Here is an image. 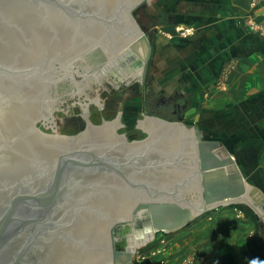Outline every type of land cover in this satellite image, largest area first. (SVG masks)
I'll use <instances>...</instances> for the list:
<instances>
[{"label": "water", "instance_id": "1", "mask_svg": "<svg viewBox=\"0 0 264 264\" xmlns=\"http://www.w3.org/2000/svg\"><path fill=\"white\" fill-rule=\"evenodd\" d=\"M141 1L0 0V106L15 100L17 109L15 128L2 132L0 123V264H135L129 241L112 258L107 227L114 219L133 213L154 237L226 201L248 199L229 149L194 135L183 117L168 122L146 110L140 128L148 140L129 143L115 134L126 146L113 144L111 134L69 144L111 123L88 124L76 137L34 135L42 134L35 124L45 117L43 98L50 108L52 65L99 43L115 54L124 49L122 58L136 54L139 41L151 74L153 45L130 15L147 7Z\"/></svg>", "mask_w": 264, "mask_h": 264}, {"label": "crops", "instance_id": "2", "mask_svg": "<svg viewBox=\"0 0 264 264\" xmlns=\"http://www.w3.org/2000/svg\"><path fill=\"white\" fill-rule=\"evenodd\" d=\"M140 3L155 20L144 30L161 92L179 88L194 96L181 124L229 149L249 195L214 206L165 239L149 264H264V0ZM176 26L194 34L179 36Z\"/></svg>", "mask_w": 264, "mask_h": 264}, {"label": "rangeland", "instance_id": "3", "mask_svg": "<svg viewBox=\"0 0 264 264\" xmlns=\"http://www.w3.org/2000/svg\"><path fill=\"white\" fill-rule=\"evenodd\" d=\"M143 11L144 10L139 9V6H135L130 11V15L133 17L142 33L146 31L144 30V28L151 29V24L155 21L150 16L144 14ZM143 45L141 42L136 41V45L134 46L136 54L129 53L127 56L119 58L117 54H122L124 49L115 54L103 44L99 43L63 66L59 64L52 65L48 82L49 102L50 108L52 109L49 108L46 98H43L41 110L44 113L45 117L43 119H40L35 124V128L42 134H38V132L34 129V135L76 137L86 131L88 124L99 127L103 126L105 123H111L103 129L104 132L99 134H104L107 130H110L113 135V144L122 142L121 139H114L115 134L120 137L123 136L126 141L131 143L135 141L139 142L148 140L146 128H140V121L146 120V110L148 112L150 110V114L162 115V120L164 121L177 122V119L169 118L166 111L155 109V101L161 96L169 97L174 92L181 91V93L187 97L188 106H190L194 96L191 94H187V92H183V90L179 88L168 89L167 93H162L161 86L163 84L160 85V83L164 80H162L161 78L162 74H159L160 71L157 72L154 68L152 69L151 74L147 75L148 61L146 60V63L144 61V58L146 59V45ZM107 59L108 61L114 59L115 62L117 61L116 65L119 67H124L123 64L125 65L126 61V65H129V68L132 67L131 70H133V67L139 64H141L142 66V62H144L145 66L144 70L142 68L143 66H140L137 78L134 80L133 78H131L132 81L127 80L120 82L119 80L115 79L117 77L101 78V80L95 82V84L94 82L87 81L85 82L87 85L84 84L82 87L83 93H81V96L80 94L70 96V94L72 93L71 90L74 88V86L79 82H83V76L86 75V72L87 75H91V72H89V66L91 65L94 68L96 67V69H98L97 66L100 65L99 68H102L106 65L105 63L108 62H106ZM155 59L157 62V58ZM149 60L152 62V64L154 63L153 55ZM155 66L157 67L159 66V64L154 63V67ZM157 69L158 67L156 68V70ZM142 70L144 72H142ZM97 71L98 70H96V72ZM76 72L78 73V75L76 74ZM130 76H132V74ZM72 78L75 79V81ZM56 94L60 95H58L57 97ZM14 109H16L15 100H12L0 106V123L4 126V128H2V132H6L7 130L16 127L17 123H12V119L10 116L12 115L11 111ZM14 111H17V109ZM153 111L155 112L153 113ZM3 113L4 115H6V117L4 116V118L2 116ZM91 134H97V132L90 131L87 134V137L84 139V143L70 142L69 144L75 146H86L87 138ZM203 135L208 136V132L204 131ZM211 136L215 137L213 135ZM209 211L210 210H206L203 213L196 215L189 224L182 227L178 231H160L154 237H152L154 234L153 233L151 236L152 239H149V241L145 240L144 243H141L136 247L135 264H149L152 251L158 253L157 249H159V244L163 243L165 239L173 236L176 232H179L182 229H185L187 226H190L192 223L199 220L200 217L207 215ZM211 211L213 210L211 209ZM131 215L133 216L132 220L129 219L125 222H118V224L114 227H112L111 223L112 228L110 226L107 227V232L112 246L113 260L114 250L123 247L122 245L124 240L129 241V246L136 245V242L131 243V239H133L132 237H136L138 232L142 231L138 227V216H134L133 213H131ZM124 216L129 215L128 213H126L118 219H122ZM128 228H130L131 230H129L132 232H128L125 235L123 231L125 232V230ZM148 237L151 238L149 235Z\"/></svg>", "mask_w": 264, "mask_h": 264}, {"label": "bare ground", "instance_id": "4", "mask_svg": "<svg viewBox=\"0 0 264 264\" xmlns=\"http://www.w3.org/2000/svg\"><path fill=\"white\" fill-rule=\"evenodd\" d=\"M83 56V55H82ZM117 56H119L118 54H117ZM120 57V56H119ZM112 58V57H111ZM110 58V59H111ZM121 58V57H120ZM105 59V58H104ZM109 59V58H108ZM108 59L106 60V62L108 61ZM118 59V58H117ZM84 61V60H83ZM95 62V61H94ZM117 62V61H116ZM116 62L114 61V59L113 60H109L107 63H105L106 65L105 66H103L102 68H99V66H97L98 67V69H96V67L94 68L93 66H89L90 68V70H89V72H91V75H87V72H86V75H84L83 76V78H84V80H83V82L82 83H77V82H75V83H77L75 86H74V88L71 90V94H70V96H74L75 94H80V96H81V93H83V85L84 84H86L85 82H94V84H95V82H98L99 80H101V78H110V77H117V78H115L116 80H119L120 82H123V81H132V79L131 78H133V80L134 79H136L137 78V76H138V74H139V69H140V66H141V64H139V65H137V66H135V67H133V70H131L132 69V67L131 68H129V65L127 66L126 65V61H125V65L123 64V66L124 67H119V66H117L116 65ZM83 63V62H82ZM87 63V62H86ZM93 64H96V63H93ZM99 64V63H98ZM96 66V65H95ZM143 66V67H142ZM142 68H143V70H144V62H142ZM86 68V67H85ZM137 68V69H136ZM96 70H98L97 72H96ZM127 70V71H126ZM142 70V72H144ZM64 71V70H63ZM66 71V70H65ZM68 72V71H67ZM53 73V72H52ZM73 73V72H72ZM85 73V72H84ZM65 74H66V72H65ZM70 74V73H69ZM76 74L78 75V73L76 72ZM89 74V73H88ZM132 74V76H130ZM74 76V75H73ZM82 76V75H81ZM143 76V75H142ZM64 77V76H63ZM66 77V76H65ZM73 79V78H72ZM74 81H75V79H73ZM73 81V82H74ZM87 85V84H86ZM85 87V86H84ZM88 87V86H87ZM54 89H56V88H54ZM56 92V91H55ZM63 92V91H62ZM57 93V92H56ZM55 94V93H54ZM66 94V93H65ZM67 94H68V92H67ZM66 94V95H67ZM57 95V97H58V95H60V94H56ZM55 96V95H54ZM63 97V96H62ZM54 98V97H53ZM60 98V97H59ZM58 98V99H59ZM96 99V98H95ZM56 100V99H55ZM52 101V100H51ZM59 102V101H58ZM52 109V108H51ZM2 110V109H1ZM14 110H16V109H14ZM14 110H12L11 112H12V115H15V112H17V111H14ZM14 111V112H13ZM8 114V113H7ZM10 114V113H9ZM49 114V113H48ZM12 115H10L11 116V119H12ZM3 118H4V116L6 117V115H4V113H3ZM9 116V117H10ZM8 117V116H7ZM2 118V119H3ZM1 119V120H2ZM3 121V120H2ZM97 132V134H99V133H102V132H104L103 131V129L102 130H100V131H96ZM104 134H111L112 135V133H111V131L110 130H107ZM87 137V135L84 137V139ZM84 139L82 140V141H84ZM124 217H126V216H124ZM127 228V227H126ZM130 229V228H129ZM131 230V229H130ZM129 230V231H130ZM152 234L153 233H149V236L151 237L152 236ZM137 237H132V238H135V241H136V245H134L135 246V248L138 246V245H140L141 243H144L145 242V240H149V239H152V238H149L148 236H146V234H145V231H141V232H138L137 233V235H136Z\"/></svg>", "mask_w": 264, "mask_h": 264}, {"label": "flooded vegetation", "instance_id": "5", "mask_svg": "<svg viewBox=\"0 0 264 264\" xmlns=\"http://www.w3.org/2000/svg\"><path fill=\"white\" fill-rule=\"evenodd\" d=\"M140 10H143V8H139ZM188 102H187V97L184 96L181 91H176L174 92L171 96L169 97H164L161 96L159 98H157V100L155 101V109H159V110H164L167 112V115L169 118L171 119H179L182 118V112L185 111L188 108ZM150 112V110H149ZM155 111H153L154 113ZM118 136V135H117ZM122 140V139H121ZM123 145H125L124 141L122 140L121 142ZM196 173V166L194 167V170L192 171V176H194ZM117 179V178H116ZM119 185L118 183H116V186ZM176 186H180V184H177ZM116 220V219H114ZM132 220V219H131ZM118 223H116L115 221L112 222V227H114L115 225H117ZM138 225H141V223L139 222ZM111 227V228H112ZM117 227V226H116ZM117 229V228H116ZM130 232L129 228L125 230V232L123 231V233L126 235V233ZM117 243V242H116ZM120 244V243H119ZM123 247H125V240L123 242ZM118 248V247H117ZM115 252V250H114ZM115 259V256H114Z\"/></svg>", "mask_w": 264, "mask_h": 264}, {"label": "built area", "instance_id": "6", "mask_svg": "<svg viewBox=\"0 0 264 264\" xmlns=\"http://www.w3.org/2000/svg\"><path fill=\"white\" fill-rule=\"evenodd\" d=\"M264 32V30L262 31ZM175 34H178L182 37H189L194 34V30L191 27H184V26H176ZM171 36V34L168 33Z\"/></svg>", "mask_w": 264, "mask_h": 264}]
</instances>
